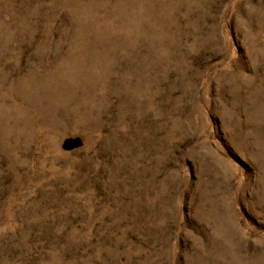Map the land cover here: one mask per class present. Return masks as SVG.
Wrapping results in <instances>:
<instances>
[{
  "label": "rangeland",
  "instance_id": "rangeland-1",
  "mask_svg": "<svg viewBox=\"0 0 264 264\" xmlns=\"http://www.w3.org/2000/svg\"><path fill=\"white\" fill-rule=\"evenodd\" d=\"M0 264H264V0H0Z\"/></svg>",
  "mask_w": 264,
  "mask_h": 264
}]
</instances>
